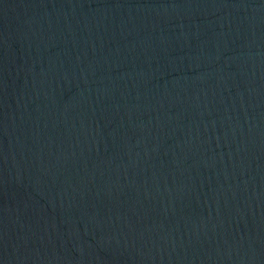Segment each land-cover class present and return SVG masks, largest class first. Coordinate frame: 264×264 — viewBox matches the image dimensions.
Segmentation results:
<instances>
[{"label":"water","instance_id":"1","mask_svg":"<svg viewBox=\"0 0 264 264\" xmlns=\"http://www.w3.org/2000/svg\"><path fill=\"white\" fill-rule=\"evenodd\" d=\"M0 264H264V0H0Z\"/></svg>","mask_w":264,"mask_h":264}]
</instances>
